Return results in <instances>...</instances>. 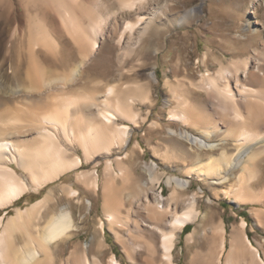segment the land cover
Segmentation results:
<instances>
[{
  "label": "bare ground",
  "instance_id": "1",
  "mask_svg": "<svg viewBox=\"0 0 264 264\" xmlns=\"http://www.w3.org/2000/svg\"><path fill=\"white\" fill-rule=\"evenodd\" d=\"M150 1L105 0L103 2L98 0V2L94 1L95 4L92 3L94 6H91L90 0L44 1L46 2V13L55 14L64 32L75 45L77 44L78 57L67 61L63 59L62 45L52 33L46 20H38L30 24L27 69L22 73L19 69L15 70L13 74L15 81L9 85L5 84L6 87L3 86L5 89L9 86V93L12 94V97L22 92L24 93L22 95L25 96L22 100L21 96L18 97L16 107L10 110L13 113L5 114L6 109H10L6 107L2 109L5 115L0 112V125L4 126L2 130H5L6 126L8 128L9 125L7 133L2 131V134L0 128V208L13 204L30 191L39 192L44 186L57 181L62 175L82 167L85 163H92L91 169L80 170L76 176L80 186L90 193L96 195L99 190H102L105 217L99 220L98 225L102 236L97 237L91 244L95 242L98 250L107 244L104 237L106 224L109 226L108 229L115 233L118 240L127 244V240L124 239L126 237L122 232H119V228L130 223V213L139 198V201L142 199V202H145L144 208L148 207L153 217L159 221H165L169 211L173 208L176 209L175 207L184 202L186 206L171 216L167 226L160 225L161 223L156 224L155 231L157 233H153L155 238L152 242H146L148 238L145 237L146 241L144 238L141 239L146 242L144 245L136 241V243H132V248L139 250L140 247L146 246L151 264H178L175 261L174 253L178 233L187 223L195 222L202 215L197 206L199 191L189 198L186 197L188 200L183 198L184 191L192 183L190 178L218 186L227 184L221 189V194L236 204L264 205V194L260 193V190L257 191L259 185L264 182V38L260 42V47L249 49L248 55L239 56L228 64L220 63L221 65L216 71L207 67L200 79L192 82L191 85L196 90L206 94L205 106H199L191 95L180 91L177 85V88L172 85L173 97L177 100V104L169 110V120L180 123L183 128L179 130L171 126L167 133L178 137L179 140L187 141L191 147L195 148V150L190 148L195 154L178 147L174 148V146H170L171 149L168 147L164 152H160L155 147V156L159 157L163 164L171 160L175 162L178 158L179 160L180 158L184 159L182 167L184 177L177 175L166 177V182L172 187V191L169 196L165 197L163 190L158 194L155 192L154 186L147 187L148 184L143 183L139 175L134 173L124 162L127 161L124 158L129 156L130 159V155L131 157L133 155L129 151L124 155L119 154L116 158H111L113 148L117 147V149L123 150L128 146L133 135L130 125L119 123V120L123 119L133 125H139L148 119L150 113L147 112L144 115L134 109L135 105L132 101H136L133 99L136 96L133 97L134 93L131 92L132 97L130 98V91L128 92L132 89L128 88L127 90V86L125 87V94L130 95H127L128 98L125 97L126 95L122 97L120 92L124 86H118L112 82L107 85L105 90H100L97 95L84 93L89 92L90 88L87 91L82 89V94L81 92L69 94L68 90L65 93L67 85L81 80L79 78L82 77V74L83 76L91 75L92 72L86 69L88 62L97 56L104 42L111 41L118 49L119 66H117L120 67V70L126 67L125 63L132 56H150L148 45H150L151 37L155 34L152 30L157 21H161L156 13L157 9L148 8ZM113 3L117 4V7ZM194 8L186 11L184 15L182 14L180 22L192 17L193 12L196 11ZM42 15L45 14L42 13ZM45 18L47 17L45 16ZM258 27L264 28V23L257 22L255 28ZM40 49L47 52L43 55L53 58L44 61L39 55ZM42 53L43 51H41ZM203 58L202 62L206 65L207 55ZM96 68L93 70L96 71ZM90 79L83 81L84 85L91 83ZM95 83L93 86L97 89L102 88L97 85L99 82L96 85ZM125 89L123 88L124 91ZM147 90L149 89L147 88ZM50 91L59 92V95L54 93L55 98L53 92ZM33 92L39 93L40 96L50 92L49 94L52 95L48 96L50 98L52 96V98L49 100L55 98L56 102L54 105L52 101L53 106L49 104L52 103L51 101L47 103V99H45L40 108L38 106V109H34L38 110V115L33 114V116L31 115L33 112H31L32 118L29 120V116L27 118L24 115L26 112L24 110L29 107L30 101L35 102V93L32 94ZM42 98H39L41 102ZM5 101H7L6 98L0 95V104ZM143 101L153 104L154 100L145 93ZM215 103L217 104L215 108H220L218 109L221 110L220 112L215 111ZM43 106L50 109L42 108ZM93 107H96L95 111ZM31 108L33 109V107ZM22 111L25 116L23 117L28 119L27 123L26 119L21 116ZM42 111L44 112L42 113ZM26 113L29 115L28 111ZM152 126L157 127L159 123L153 122ZM31 131L35 133L34 137H29ZM76 145L82 149V155L77 152ZM229 145L233 146L231 151ZM137 147H141L140 142L137 143ZM203 152L205 154L202 156ZM189 157L194 158V161L191 162ZM103 159H105L104 179L103 182L101 181L102 186L100 187L98 167ZM13 163L22 168L25 176L17 172V169L12 166ZM185 163H187L186 166ZM115 164H117V169ZM146 169L151 182L155 185L156 182L160 184L163 171L160 172L158 169V163L152 162ZM237 170L238 172H236ZM232 177L234 182H231ZM62 188L69 198L80 196L79 189L71 183L63 184ZM60 192L62 191L60 190ZM121 194L129 195L128 204ZM51 197L52 190H49L43 197L25 208L17 207L15 213L10 215L7 221L5 220L6 224H3L4 219L0 216V264H59L62 262L61 241L67 240L65 238H69L70 231L75 229L74 214L69 205H64L56 210L57 212L47 216L44 224L38 225L37 220L43 215L41 212L43 210L46 212V208L52 205L49 202ZM86 203L89 209L92 205L91 199H88ZM125 208L127 213H124ZM252 211L260 225L264 226V209L254 207ZM207 219V214L203 215L202 225ZM150 221L153 220L150 219ZM145 225L147 224L142 226ZM247 225L244 218L232 225L229 233V246H227L226 226L224 221L220 220L214 225L212 240L215 247L212 248L213 252L207 253L205 256L197 254L195 259L198 257L200 264H264L263 244L259 242L258 247L254 245L246 232ZM138 227L140 228L141 225ZM123 228L125 227L123 226ZM211 228L213 229L212 226ZM187 233V241H193L196 238L197 228ZM17 234L24 238L22 245L16 242ZM211 236L213 235L209 237L212 238ZM131 239L133 238L131 237ZM130 246L132 245L130 244ZM132 248L128 250L131 251ZM76 253L78 252H72V255L69 254L71 256L68 255L67 264H103L101 258L99 259L97 256H93L91 261L87 255H77ZM132 256L134 255L132 254ZM109 264H122V262L115 253H112Z\"/></svg>",
  "mask_w": 264,
  "mask_h": 264
},
{
  "label": "rangeland",
  "instance_id": "2",
  "mask_svg": "<svg viewBox=\"0 0 264 264\" xmlns=\"http://www.w3.org/2000/svg\"><path fill=\"white\" fill-rule=\"evenodd\" d=\"M44 1L0 0V95L7 100L5 101V103L3 102L0 104V112L3 115L10 114L12 112L10 111L11 108L16 107L17 105V102L19 100L18 97L21 96L20 99L22 100L25 96L22 95L24 94L22 92L21 94L12 97V94L9 93V86L6 89L4 87L15 81L13 77L15 70L19 69V71L22 73V71H25L27 69V65L29 64V59H27V52L29 50L30 44L31 23H35L38 20H46L48 26H50L49 28L52 30V33L62 45L61 54L63 59H66L65 61H67L68 59L73 60L75 57H78L77 44L75 45V43L72 42L69 36L64 32L61 23L57 19V16L55 14L46 13V2ZM94 1L98 2V0H90V4H92ZM102 1L105 2V0ZM94 4H92L91 6H94ZM114 4L115 3H113V5ZM116 5L117 4H115V7H117ZM148 8L157 9L158 12L156 13L159 16V19H161V21L158 20L160 23L157 21V23L155 24L156 28H159L156 29L154 26L152 30V32L155 34L153 35V37H151V40L149 41L150 45H148V49L151 52L150 56H132L128 58L127 62L125 63L126 67L120 70L117 61L118 49L113 43H111V41L104 42L101 47V51L97 54L96 57L88 62V67L86 69L92 72L91 75L83 76L82 74V77L79 78L81 80H78L71 85H67L68 87L65 88V93L66 90H68L67 93L70 92L69 94H78L80 92L82 94V89L87 91V89L89 90L90 88L91 90L89 92L87 91L84 93H94L95 95H97L100 90H105L107 85L112 82V84H118V86L123 85L124 87L120 89V92L122 93V97L126 95L125 97L128 98V96L130 95L125 94L126 89H132L128 90V92L130 91L129 94H131V92L134 93L133 97L136 96L133 98L136 101H132L133 105H135L134 109L137 111L139 110V112L144 115H146L147 112L150 113L148 115V119L145 122L139 123V125H133L131 122L125 121L123 119L119 120V123H127L130 125L133 135L128 146L126 147L127 149L124 148L123 150H119V148L117 149V147H114L116 149L113 148L112 152L114 154L112 153L111 158H116L119 154L124 155V153L129 151L130 154L133 155L132 157L130 155V159L129 156L127 158H124V160H127L124 162L131 168V170H133L134 173H137V175H139L140 180L143 183H146V185L148 184L147 187L154 186L155 192H157L158 194H160L163 190V195L167 197L170 195L172 187L169 186L166 182V177H168V175H177L180 177H184V171L182 169V167L184 166V159L180 158L179 160L178 158L175 162L174 160H171L168 161L169 163L167 162L168 164H163L162 160L159 157L155 156V147L160 152H164L165 149H168V147L171 149L170 146H174V148L178 147L181 150L184 149L187 152L191 153H194L192 150H195V148L191 147V145L187 141L179 140L178 137L172 136L167 133L171 126L179 130L183 128L180 123L169 120V110L171 109V107H174L177 104V100L173 97L172 85H175V87L177 85L178 89L180 88V91L191 95L192 99L196 100L199 106H205L204 104L206 102V94L204 92L196 90V88L191 85L192 82L198 81L201 77V74L206 71L207 67H209L210 70L212 69V71H216L222 63L228 64L231 60L238 58L239 56L248 55L252 47H260V42L264 38V28L258 27L256 29L255 27L257 25V22L262 24L264 23V0H151ZM192 8H194L197 12H193L192 17H189L185 21L180 22V18L184 15V13ZM42 13L45 15H42ZM31 14L33 15L31 16ZM43 16L44 18H42ZM45 16L47 18H45ZM131 18H134V16H131ZM40 50L43 51V53L41 54L40 51L39 55L44 61H49L51 60L50 58H53L49 57L48 55H43L44 53H47L44 49ZM205 55H207V66L204 64V62H202ZM95 68L96 71L93 70ZM99 71H101L102 74L99 73ZM89 79L92 80V85L91 83H87V86L84 85L83 81ZM94 83L95 85L98 83L97 85L99 86V88H102L97 89L95 86H93ZM123 88L125 89V91L123 90ZM147 88L149 90H147ZM144 89L146 90L144 91ZM50 92H53V95L54 93H57L59 95V92ZM50 92L41 96L37 92L32 93H35L34 99L36 103L34 101H30L29 107L30 105H32L31 107H33V109L30 107L29 110V107H27L26 110H24L26 112L28 111L29 115L26 112L24 115L27 118L29 116V120L32 118V116H30L31 112H33L31 115H38V110L36 111L34 109H38V106L40 108V106L44 104L43 102H45V99H47V103L53 101L55 105L56 101L54 100H56V97L54 95L53 97L55 98H53V100H49L50 96L48 95H52L49 94ZM145 93L149 94L154 100L153 104L143 101ZM36 94L39 97L35 98V96H37ZM57 94L56 96H58ZM15 97L17 98V100ZM131 97L132 94L130 98ZM39 98H42L41 100L43 101L41 102ZM39 101L41 102V104ZM53 102L49 104L53 105ZM34 106L36 107L34 108ZM216 106L217 104L214 105L215 111L220 112L221 110H218L220 108L217 109L215 108ZM5 107L10 109H8L9 111L6 109L7 112L5 111L4 114V110L2 109H5ZM44 107L47 110L49 107L52 108V106H49L48 108L47 106H43L42 108ZM93 108L95 111L96 107ZM24 111H22V115L20 113L14 114L19 116L21 115L23 119H26L23 115ZM43 112L44 111H42V113ZM28 119L25 120L26 123ZM153 122H158L159 126L153 127ZM0 128L2 134L3 132L7 133L9 131V125L8 128L6 126L5 130H2L4 129V126L0 125ZM33 134L35 133L31 131V133H29V137H34L35 135ZM138 142L141 143V147H137ZM232 147L233 146L229 145L230 151L232 150ZM190 148L193 149L191 150ZM76 150L79 154L82 155V149L78 145H76ZM205 152L202 153V156L203 154H205ZM189 158H191V162L194 161V158ZM104 160L105 159L101 160V164L98 167L100 173V187L102 186V182L104 179ZM152 162H157L158 169L160 170V172L163 171L160 177V184L156 182L155 185L151 182V179H149L150 176L146 168L148 164L150 165ZM186 165L187 163H185V166ZM12 166L17 169V172L20 175L25 176L22 168H20L19 166L17 167L15 163H13ZM92 167V163H85L82 167L62 175L60 179H57V181H53L49 183V185H46L44 186V188H41L39 190L38 196L40 198L43 197L49 190H52V199L51 201H49L50 204L52 203V205L49 206V208H46V212L45 210L41 212V215L43 214V217L40 216V218L37 220V222H39L38 225L44 224L50 214L57 212L56 210H59V208L64 205H69L72 213L74 214L73 217L75 222V229H72L70 231L69 238H65L67 240L61 241L62 262H60L59 264L65 262V264H67L68 255L72 252H78L76 253L77 255H87V257L91 261L93 260V256H97L99 259L101 258L100 260H102L103 264H109V258L112 253L116 254V257L122 262V264H151V262H149L150 256L148 254L146 246L140 247V251L137 248H132V243L140 242L144 245L146 242H152V240H154L155 238V236H153V233H157L155 231L156 224L158 225V223H161L160 225L163 224V226H167V223L170 220L171 216L175 212H179L180 210H182L183 207L186 206V203L183 202L180 206L175 207L176 209H171V211H169V214H167L165 221H159L158 219L156 220V218L153 217L152 212H150V209H148V207L146 208L149 211L144 208L146 206L145 202H142V199L139 201L140 198L137 199V203H135L136 205L130 213V223L128 225H122L119 228V232H122L125 235L126 238L124 239L127 240V244L118 240L115 233L110 231L108 229V224H106L104 236L107 244H105V246L102 248L103 250H98L95 242H93L92 244L91 242L95 241L97 237L102 236V233L98 228L99 220L101 218L104 219L105 217L103 209L102 190H99L98 194L94 195L95 193L92 194L87 189L80 186L81 184L76 178L78 171L83 169H91ZM115 168L117 169V164H115ZM236 172H238V170ZM190 179L192 183L190 184L188 189L184 191L183 198L185 200L192 196L196 191H199L197 206L201 210L202 215H200L195 222H192V226L194 228H197L196 238L193 241H187V236L184 237L178 233V237L176 239V247L174 250L175 261L178 264H200L199 260L197 259L198 257H196L195 259V255L198 254V256H200L204 254L203 256H205L207 253L213 252L214 249L212 248L215 247V243L212 240L214 237V225L220 220H223L226 226L225 228L227 231V246H229V233L231 232L232 225L238 223L242 218H244L248 224L246 227V232L251 241L257 247L259 242L262 243L264 247V226L260 225L258 218L255 217L252 211V208L254 207L264 209V205L236 204L231 201L230 198H225L223 194H221V189L227 184L218 186L210 182L205 183L204 181H199L196 178ZM231 180V182H234L233 177L231 178ZM68 182L74 185L75 188L79 189L81 197L77 196L76 198H69V196L62 190L63 184H69ZM60 190L62 192H60ZM258 190H260V193L264 194V182L259 185L257 191ZM33 192L34 191H30L26 194L29 198L27 199V201L30 202L33 200L31 199L32 197H29V195H31V193ZM121 197H124L126 203L128 204V200L130 199L129 195L121 194ZM88 199H91L92 201V205L89 209L87 208L86 203ZM53 200L56 202H52ZM15 205H17V202L9 205V216L15 213ZM27 205H29L28 202L27 204L23 205L22 208H25ZM124 211V213H127L126 208L124 209ZM241 213L247 214L248 217H244L243 215H241ZM206 214L208 216V219L202 225L203 215L205 216ZM212 214L214 215L210 217V215ZM150 219L153 220L152 222L154 223H152ZM144 224L147 225L142 226ZM138 225H141V227L139 228ZM151 225H153L154 227ZM210 225L213 227V229ZM123 226L125 228H123ZM136 226L139 229H137ZM141 229L142 231H140ZM133 233L140 235L137 236ZM146 235L149 236L147 237ZM210 235H213L211 236L212 238L209 237ZM131 237L133 239H131ZM145 237L148 238V241H146ZM143 238L146 242L143 240L141 241V239ZM130 244L132 246H130ZM131 248L133 251L131 250L132 253L130 254L131 251L128 249ZM132 254L134 256L131 257ZM262 255H264L263 252Z\"/></svg>",
  "mask_w": 264,
  "mask_h": 264
},
{
  "label": "crops",
  "instance_id": "3",
  "mask_svg": "<svg viewBox=\"0 0 264 264\" xmlns=\"http://www.w3.org/2000/svg\"><path fill=\"white\" fill-rule=\"evenodd\" d=\"M26 194L23 195L22 197H20L17 201H15V202H17V205H15V210H16L17 207H22L23 205L27 204V202L29 204H31L32 202H34V201H36V200H38L40 198L38 196L39 195V192H33V193H31V195H29V197L30 198L32 197L31 199H33V200L29 202V201H27V199H29V198H28V196ZM0 216L4 219L3 220V224H6V221H7L8 217H9V205H7L6 207L0 208ZM187 224H188V226H187V228H185ZM187 224L179 232V234L182 235V236H184V237L187 236V234H188L187 231H191V230L194 229V227L192 226V222H189ZM104 233H105V231H104ZM17 236H18V238H17ZM17 236H16V242H17V244L22 245V243L24 242V238L20 234H17ZM20 239H21V241H20ZM0 263H1V260H0Z\"/></svg>",
  "mask_w": 264,
  "mask_h": 264
},
{
  "label": "trees",
  "instance_id": "4",
  "mask_svg": "<svg viewBox=\"0 0 264 264\" xmlns=\"http://www.w3.org/2000/svg\"><path fill=\"white\" fill-rule=\"evenodd\" d=\"M241 215H243L244 217H248V215H247V214H242V213H241ZM187 226H188V225H186V227H185V228H187ZM187 232H189V231H187Z\"/></svg>",
  "mask_w": 264,
  "mask_h": 264
},
{
  "label": "water",
  "instance_id": "5",
  "mask_svg": "<svg viewBox=\"0 0 264 264\" xmlns=\"http://www.w3.org/2000/svg\"><path fill=\"white\" fill-rule=\"evenodd\" d=\"M233 203V202H232Z\"/></svg>",
  "mask_w": 264,
  "mask_h": 264
}]
</instances>
